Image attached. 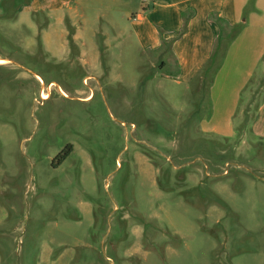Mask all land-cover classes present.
Here are the masks:
<instances>
[{
  "label": "rangeland",
  "instance_id": "obj_1",
  "mask_svg": "<svg viewBox=\"0 0 264 264\" xmlns=\"http://www.w3.org/2000/svg\"><path fill=\"white\" fill-rule=\"evenodd\" d=\"M0 1V264H264V73L206 135L149 0Z\"/></svg>",
  "mask_w": 264,
  "mask_h": 264
},
{
  "label": "crops",
  "instance_id": "obj_2",
  "mask_svg": "<svg viewBox=\"0 0 264 264\" xmlns=\"http://www.w3.org/2000/svg\"><path fill=\"white\" fill-rule=\"evenodd\" d=\"M235 25L240 29L228 43L199 122L204 134L223 139L235 134L243 93L257 72L264 73V0H149L146 10L131 18L143 50L155 53L163 40L171 42L167 51L174 68L167 78L185 90L210 58L219 36ZM248 130L264 142V99Z\"/></svg>",
  "mask_w": 264,
  "mask_h": 264
},
{
  "label": "trees",
  "instance_id": "obj_3",
  "mask_svg": "<svg viewBox=\"0 0 264 264\" xmlns=\"http://www.w3.org/2000/svg\"><path fill=\"white\" fill-rule=\"evenodd\" d=\"M18 0H13L14 3H16ZM0 6H2V1H0ZM184 23L186 24L187 18L185 16ZM240 29V25L232 26L225 36H219L215 47L213 49V52L210 56V58L207 60V62L204 64V66L201 68L197 76L195 77L194 81H197L198 90L201 94L202 98H206L209 87L213 81V78L218 71L222 60L225 55L226 48L228 46V43L234 38V36L238 33ZM185 30V27L183 28V31ZM170 41H162V46L165 50H168L170 48ZM66 156L61 157V161L64 160Z\"/></svg>",
  "mask_w": 264,
  "mask_h": 264
},
{
  "label": "built area",
  "instance_id": "obj_4",
  "mask_svg": "<svg viewBox=\"0 0 264 264\" xmlns=\"http://www.w3.org/2000/svg\"><path fill=\"white\" fill-rule=\"evenodd\" d=\"M48 92H49V91H47V92L42 91V93L40 94V98H41V100H45V99L43 98V96H48Z\"/></svg>",
  "mask_w": 264,
  "mask_h": 264
},
{
  "label": "bare ground",
  "instance_id": "obj_5",
  "mask_svg": "<svg viewBox=\"0 0 264 264\" xmlns=\"http://www.w3.org/2000/svg\"><path fill=\"white\" fill-rule=\"evenodd\" d=\"M4 62H5V60L0 59V64H2V63H4ZM43 98L46 99V98H48V96H43Z\"/></svg>",
  "mask_w": 264,
  "mask_h": 264
}]
</instances>
